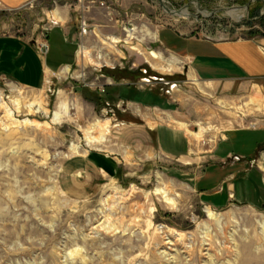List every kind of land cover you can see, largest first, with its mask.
I'll return each mask as SVG.
<instances>
[{
    "label": "rangeland",
    "instance_id": "rangeland-1",
    "mask_svg": "<svg viewBox=\"0 0 264 264\" xmlns=\"http://www.w3.org/2000/svg\"><path fill=\"white\" fill-rule=\"evenodd\" d=\"M74 1L0 7V34L48 40L59 10L75 17ZM163 3L133 0L106 9L109 18L94 12L100 27L87 44L100 62L86 47L84 66L77 49L76 64L51 79L47 71L44 87L0 78V264H264V145L249 158L218 156L232 131L264 127V88L234 95L191 80L159 38L172 29L262 40L264 0ZM93 61L108 65L100 72ZM214 170H230L241 197L229 192L215 205L201 196L195 178Z\"/></svg>",
    "mask_w": 264,
    "mask_h": 264
},
{
    "label": "crops",
    "instance_id": "crops-1",
    "mask_svg": "<svg viewBox=\"0 0 264 264\" xmlns=\"http://www.w3.org/2000/svg\"><path fill=\"white\" fill-rule=\"evenodd\" d=\"M34 1L0 0V7L18 10ZM112 1L126 10L133 0ZM73 6L75 17L67 15L64 10L58 11L62 21L48 33L51 50L46 57L39 53L34 35L0 34V78H6L22 87L38 89L47 84V71L53 72L51 79L65 63H70L67 66L72 68L71 64L75 62L73 55L80 42L79 0H75ZM94 12L105 13L108 18L110 13L97 3L90 4L89 11L84 15L96 29L100 24L95 21ZM89 38L87 40L90 41ZM159 38L164 55L187 70L190 79L195 77L202 83H211L218 91H228L234 95L241 94L244 89L255 85L264 88V39L206 41L181 36L172 29H161ZM41 39L42 37H39L37 40ZM263 145L264 127L255 131L235 130L220 145L218 156L228 157L236 154L249 158ZM234 177L230 170L203 172L195 178L196 191L215 205L223 204L229 201V192L232 194L236 191L237 197H241L239 191H242L244 185L231 183Z\"/></svg>",
    "mask_w": 264,
    "mask_h": 264
},
{
    "label": "built area",
    "instance_id": "built-area-1",
    "mask_svg": "<svg viewBox=\"0 0 264 264\" xmlns=\"http://www.w3.org/2000/svg\"><path fill=\"white\" fill-rule=\"evenodd\" d=\"M79 2L81 4V6H80L81 17H80V23H79L80 42H79L78 51H77V57H78L77 58V61H80V62L77 64V67L81 68L80 66L81 65L84 66L85 62L87 61V58L85 57V50L84 49L86 47H89V50L91 52V50L93 48H95V45H88L87 44V39L89 37H91L92 35H96L97 36V34L95 33V31H96L95 28L92 27V25L89 23L88 19L84 15V13H86V12L89 11L90 4H95V3H97L99 6L105 8V9H114V11H116L115 9H117V7H116L114 1H112V0H79ZM53 24L56 25L57 23L56 22H53ZM128 25L131 26V29L130 30L133 31L135 29V28H133L134 26L132 25V22H128ZM36 45H37V49H38L39 53L42 56L46 57L49 54L50 42L46 38H44L41 41H37L36 42ZM82 50H84V52H82ZM101 54H102V52L97 51L96 54H95V57L92 56V52H91L90 55H91V57L93 59H96L99 56H102ZM82 62L84 64H82ZM91 65H92V63H91ZM107 65L108 64L104 62L103 64H101V66H98V68H96V67H94V68H96L97 70H99L100 72H102L103 71V66H107ZM145 82L146 83H149L150 80L146 79ZM93 85L99 87V84L98 83H93ZM106 85L107 84H105V85L104 84L103 85L101 84V86L99 88L102 89V90H104V87ZM237 159H238V157H237Z\"/></svg>",
    "mask_w": 264,
    "mask_h": 264
},
{
    "label": "bare ground",
    "instance_id": "bare-ground-1",
    "mask_svg": "<svg viewBox=\"0 0 264 264\" xmlns=\"http://www.w3.org/2000/svg\"><path fill=\"white\" fill-rule=\"evenodd\" d=\"M54 22H56V21H54ZM57 24H59V22H56ZM56 24V25H57ZM128 30H130V29H128ZM131 32H132V30H131ZM131 34V33H130ZM117 41V40H116ZM50 50H51V46H50ZM50 50H49V53H50ZM85 50V49H84ZM83 50V51H84ZM80 54V53H79ZM151 55H153V57H158V55H157V53H155V52H152L151 53ZM85 56H86V50H85ZM96 60H97V62L99 61H101L102 60V56H99L98 58H96ZM94 63L92 64V66L93 67H96V68H98V66H101V64H103V63H97V62H95V61H93ZM105 63H107V62H105ZM108 64V63H107ZM14 104H15V106L17 107V109H19L22 105V103H20V101L19 100H15L14 102H13ZM32 106V105H31ZM7 112L9 113V115L10 116H13V114H14V111L13 110H11V109H8L7 110ZM6 113V112H5ZM5 115H7V114H5ZM57 115V117H59V115L58 114H56ZM98 125V124H97ZM96 126V125H95ZM97 127V126H96ZM93 129V128H92ZM107 131H108V128H107ZM155 192H161V193H163L164 194V198H165V201L167 202V203H169V204H174V200H173V198L168 194V192H167V190H165L164 188H157L156 190H155ZM206 213L208 214V218L209 219H211V220H214V221H216L217 223H219L220 221H221V219H222V216L221 215H219L218 213H216L214 210H212V209H210V208H207V210H206Z\"/></svg>",
    "mask_w": 264,
    "mask_h": 264
},
{
    "label": "trees",
    "instance_id": "trees-1",
    "mask_svg": "<svg viewBox=\"0 0 264 264\" xmlns=\"http://www.w3.org/2000/svg\"><path fill=\"white\" fill-rule=\"evenodd\" d=\"M258 17H259V19H258L259 21H264V14H262V15H261V14L258 15Z\"/></svg>",
    "mask_w": 264,
    "mask_h": 264
},
{
    "label": "water",
    "instance_id": "water-1",
    "mask_svg": "<svg viewBox=\"0 0 264 264\" xmlns=\"http://www.w3.org/2000/svg\"><path fill=\"white\" fill-rule=\"evenodd\" d=\"M161 2L163 3V0H161ZM163 6H164V7H165L170 13H175V12L171 11L170 9H168L164 3H163Z\"/></svg>",
    "mask_w": 264,
    "mask_h": 264
}]
</instances>
